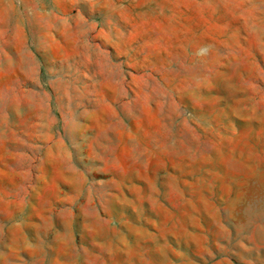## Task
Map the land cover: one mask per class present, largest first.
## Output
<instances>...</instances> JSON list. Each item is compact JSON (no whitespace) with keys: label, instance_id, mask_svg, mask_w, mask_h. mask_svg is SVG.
Instances as JSON below:
<instances>
[{"label":"rangeland","instance_id":"rangeland-1","mask_svg":"<svg viewBox=\"0 0 264 264\" xmlns=\"http://www.w3.org/2000/svg\"><path fill=\"white\" fill-rule=\"evenodd\" d=\"M0 264H264V0H0Z\"/></svg>","mask_w":264,"mask_h":264}]
</instances>
